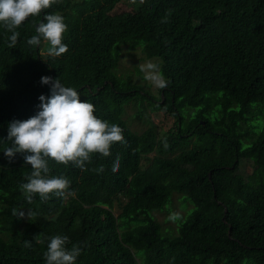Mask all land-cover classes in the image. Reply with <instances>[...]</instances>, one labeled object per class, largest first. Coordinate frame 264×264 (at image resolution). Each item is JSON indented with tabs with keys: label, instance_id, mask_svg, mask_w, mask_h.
<instances>
[{
	"label": "trees",
	"instance_id": "obj_1",
	"mask_svg": "<svg viewBox=\"0 0 264 264\" xmlns=\"http://www.w3.org/2000/svg\"><path fill=\"white\" fill-rule=\"evenodd\" d=\"M124 1L59 0L17 29L15 48L0 26V264H46L57 235L80 247L76 264H264V0H133L114 12ZM47 14L67 25L59 57L43 39L26 43ZM125 46L155 59L167 87L119 75ZM43 76L77 90L126 143L84 169L49 161L74 195L28 204V153L10 161L4 150L8 124L50 95ZM153 112L173 126L161 133ZM156 213L177 218L165 226Z\"/></svg>",
	"mask_w": 264,
	"mask_h": 264
},
{
	"label": "clouds",
	"instance_id": "obj_2",
	"mask_svg": "<svg viewBox=\"0 0 264 264\" xmlns=\"http://www.w3.org/2000/svg\"><path fill=\"white\" fill-rule=\"evenodd\" d=\"M59 0H0V26L11 35L8 37L9 47L15 48L20 33L17 29L29 18L39 16L42 10L50 8ZM67 30L64 18L58 14H47L44 22L35 27V33L26 41L29 46H39L41 40L50 44L48 55L59 57L68 51L62 42L63 33ZM143 78L153 86L163 89L168 81L162 74L158 64L151 61L139 66ZM41 84L50 85V95H40L38 111L27 120H13L8 124L7 140L11 142L4 150V155L11 161L17 153H28L24 156L26 164L32 171L28 182L20 185L25 199L31 204L35 195L48 200L49 194L57 197L74 195L67 190L70 180L64 176L50 175L49 161L57 164L84 169L91 162L92 154L99 153L103 157L111 155L110 148L114 143H126L123 130L115 124H109L94 115L95 107L88 101H82L74 88L65 87L59 78L41 77ZM120 158L113 163V171H117ZM99 171H103L101 167ZM30 213L28 212V215ZM13 215L24 216L21 210H13ZM177 214L169 219L175 220ZM67 236L50 238L47 251L44 253L46 264H76L81 249L73 245L66 247ZM43 243V241H39ZM25 247L32 242L24 241Z\"/></svg>",
	"mask_w": 264,
	"mask_h": 264
},
{
	"label": "rangeland",
	"instance_id": "obj_3",
	"mask_svg": "<svg viewBox=\"0 0 264 264\" xmlns=\"http://www.w3.org/2000/svg\"><path fill=\"white\" fill-rule=\"evenodd\" d=\"M133 8V0H126L124 2H121L114 12L116 13H122L124 11H130ZM43 53L48 54L47 49H43ZM153 62L156 63L155 59H148L146 58V55L142 52L141 49H130L129 46H125L122 49L121 52V59L120 64L118 68V74L119 75H130L134 80H138L143 86H150V91L155 92L156 88L153 86L150 82L144 80H141V77H143V73L140 71V65L145 64L146 62ZM140 73V75H139ZM135 113V109H129L127 110V117L130 119V124L133 127V130L135 131H142L144 128V125L139 120H133L132 115ZM166 115L161 112L160 114H155L154 112L151 114V119L154 122V124L159 128L160 132H167L168 129L173 126L174 120L170 118H165ZM126 118V117H125ZM146 128V127H145ZM177 206V204H176ZM178 209V208H177ZM179 212L184 213L185 211L181 208H179ZM156 218L160 223H162L165 226L172 225L173 222L169 221L168 218L164 219L163 214L156 213Z\"/></svg>",
	"mask_w": 264,
	"mask_h": 264
}]
</instances>
